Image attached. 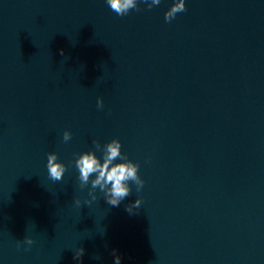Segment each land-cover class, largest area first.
<instances>
[{
    "label": "water",
    "instance_id": "obj_1",
    "mask_svg": "<svg viewBox=\"0 0 264 264\" xmlns=\"http://www.w3.org/2000/svg\"><path fill=\"white\" fill-rule=\"evenodd\" d=\"M185 2L0 0V264H264V0ZM113 136L144 184L84 203L74 154Z\"/></svg>",
    "mask_w": 264,
    "mask_h": 264
},
{
    "label": "clouds",
    "instance_id": "obj_2",
    "mask_svg": "<svg viewBox=\"0 0 264 264\" xmlns=\"http://www.w3.org/2000/svg\"><path fill=\"white\" fill-rule=\"evenodd\" d=\"M146 7L152 8L162 3V0H106V3L117 15H126L129 10L137 9L140 3ZM185 0H168V6L164 9L163 15L166 21L173 19L178 12L185 10ZM97 107L103 105L100 96L96 97ZM72 133L68 128L62 132V139L68 141ZM95 148L81 150L74 154V165L77 169V178L79 187H87V195L84 197V203H91L96 199L97 188L103 194L105 200L111 205H118L124 197L131 191V183L136 186L137 192L144 184L143 178L138 172L139 164L137 161L130 159L126 152L121 150L120 140L113 136L101 144L98 140H93ZM97 150L99 155H97ZM46 167L48 175L54 180H60L65 171V163L58 158L55 151L47 152ZM131 182V183H130ZM73 203L81 204V198L75 196ZM141 204L139 195L134 200L126 204V210L131 213ZM23 243L24 248L33 244V237L25 235L23 240L17 239V247ZM84 249L76 247L73 257L77 264H80V258ZM120 255L113 250L114 264H120Z\"/></svg>",
    "mask_w": 264,
    "mask_h": 264
}]
</instances>
